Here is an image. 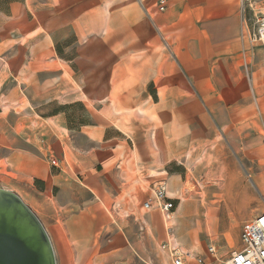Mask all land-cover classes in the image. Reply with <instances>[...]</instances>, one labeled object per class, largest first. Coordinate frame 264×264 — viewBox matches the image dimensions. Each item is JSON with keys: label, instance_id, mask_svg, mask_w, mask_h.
<instances>
[{"label": "crops", "instance_id": "crops-1", "mask_svg": "<svg viewBox=\"0 0 264 264\" xmlns=\"http://www.w3.org/2000/svg\"><path fill=\"white\" fill-rule=\"evenodd\" d=\"M158 1L126 0L118 39H80L67 58L52 32L83 25V0H0V152L17 175L9 190L44 225L57 264L70 255L75 264H161L148 251L150 236L173 264L161 250L162 214L143 204L162 181L173 196L180 174L166 168L205 143L224 140L250 171L243 226L264 212L253 216L251 190L264 192V47L253 52L241 40L242 0H166L162 12ZM116 94L126 112L153 111V122L101 119L106 104L95 106ZM51 97L61 100L59 113L37 114L34 101ZM77 102L89 122L70 119L67 105Z\"/></svg>", "mask_w": 264, "mask_h": 264}, {"label": "rangeland", "instance_id": "rangeland-1", "mask_svg": "<svg viewBox=\"0 0 264 264\" xmlns=\"http://www.w3.org/2000/svg\"><path fill=\"white\" fill-rule=\"evenodd\" d=\"M38 1L43 3L49 0ZM55 1H61V3L66 1L69 6L74 2V0ZM259 8L261 12H264V0H260ZM107 9L110 11L109 17L114 14L115 28H112L114 30L107 29ZM124 11H126V0H83V25L77 23L65 26L52 32L53 37L58 41L63 55L71 58L74 55L75 43L80 39L82 41L87 39L98 41L118 39V35L124 31L123 25L119 21L123 17ZM149 11L151 10L149 9ZM90 12H95V14L91 15ZM150 15L152 18L154 17L153 13ZM34 102L37 105L36 113L42 117L56 115L61 108V100L53 97L39 98ZM105 104L106 108L98 114L103 120L113 119L116 123L122 120L123 123L129 124L133 118L146 123L151 119L153 122L155 118V113L150 110L138 109L126 112L123 97L117 94L112 96L110 101L106 100L95 107L100 111ZM67 107H72L67 112L70 119L75 118L77 123L90 121V113L82 103L77 102L67 105ZM118 128L126 133V126L118 125ZM155 138L158 146L164 150V135L158 132L155 134ZM196 147L190 157L179 158L166 168L170 176L173 172L180 174L179 182L174 188L176 193L172 194L178 198L176 201L178 211L175 219L169 222H166L164 218L162 220L165 228H173L176 237L185 246V250L196 255H202L204 264H224L231 253L240 248L239 237L243 222L239 219V206L245 196L243 184L248 183L250 185V178L247 173L250 171L246 168L245 163L234 159L230 147L224 140L209 142ZM8 153L6 149L0 152V189L6 190L11 188L17 177L12 172L10 159L6 157ZM232 162H235V165ZM167 175L165 174L164 177ZM21 186L26 192L30 188V183L25 181ZM251 188L254 197L258 198V202L253 208L254 216L258 212L264 211V192L257 191L254 187ZM210 245L216 247L217 253L215 255L208 252ZM157 246V242L150 236L148 238V251L151 257L161 264H166V259ZM67 259L68 264H75L74 256L70 255Z\"/></svg>", "mask_w": 264, "mask_h": 264}, {"label": "built area", "instance_id": "built-area-1", "mask_svg": "<svg viewBox=\"0 0 264 264\" xmlns=\"http://www.w3.org/2000/svg\"><path fill=\"white\" fill-rule=\"evenodd\" d=\"M242 2L243 32L241 40L247 43L250 50L254 52L255 48L264 47V12H261L259 8L260 0H242ZM166 5V0H159L158 10L164 11ZM244 66L248 72L249 65ZM50 163L52 166L58 167L57 160L53 159ZM153 202L166 222L174 219L176 198L170 195L166 181H162L152 188V199L146 201L143 208L150 210L153 207ZM167 230L168 238L161 245V250L169 256L173 264H186L187 261L204 264L203 258L184 249L172 227ZM239 239L240 248L233 251L224 264H264V212L243 226ZM208 252L215 255L216 247L210 245Z\"/></svg>", "mask_w": 264, "mask_h": 264}, {"label": "water", "instance_id": "water-1", "mask_svg": "<svg viewBox=\"0 0 264 264\" xmlns=\"http://www.w3.org/2000/svg\"><path fill=\"white\" fill-rule=\"evenodd\" d=\"M0 264H57L47 230L16 193L0 189Z\"/></svg>", "mask_w": 264, "mask_h": 264}]
</instances>
